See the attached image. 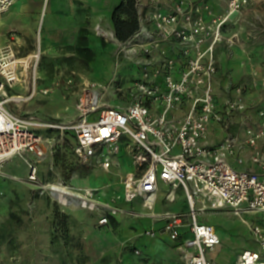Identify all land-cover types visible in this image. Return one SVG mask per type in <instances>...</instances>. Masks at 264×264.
I'll use <instances>...</instances> for the list:
<instances>
[{
  "label": "built area",
  "instance_id": "1",
  "mask_svg": "<svg viewBox=\"0 0 264 264\" xmlns=\"http://www.w3.org/2000/svg\"><path fill=\"white\" fill-rule=\"evenodd\" d=\"M14 1L0 0V15ZM244 2L228 0L221 15L207 0H170L168 8L157 3L153 10L138 3L139 30L125 42L116 39L117 65L126 62L139 70L128 89L127 105L112 106L103 99L109 88L120 91L123 77L115 74L107 85H87L75 99L73 123L24 118L6 107L7 88L20 80L22 58L12 49L0 48V166L21 157L28 178L36 182L50 149L45 130L59 131L54 140L60 145L72 132L73 154L82 164L110 171L114 156L123 152L129 157L133 169L121 179L124 200L142 199L152 209L161 183L169 186L168 201L176 199L177 191L184 192L186 214L158 216L184 264H217L209 254L221 245V237L201 216L221 210L239 217L246 212L262 216L249 225L256 248L243 250L232 264H264V173L232 165L243 163L238 151L244 145L254 149V162L261 161L264 109L258 128L249 126L242 141L229 130L235 111L245 109L242 87L237 88L236 99L235 87L229 90L234 95L224 99L216 90L217 48L224 41L234 42L235 35L226 37L224 29ZM215 125L227 132L217 145L211 143ZM98 224L109 225V216L103 215Z\"/></svg>",
  "mask_w": 264,
  "mask_h": 264
},
{
  "label": "rangeland",
  "instance_id": "2",
  "mask_svg": "<svg viewBox=\"0 0 264 264\" xmlns=\"http://www.w3.org/2000/svg\"><path fill=\"white\" fill-rule=\"evenodd\" d=\"M144 1L149 5V10H153L157 3L163 8L170 5V0H138V3ZM207 1L217 15L226 12L228 0ZM103 2L57 0L58 6L53 14L49 11L45 16L44 11L42 25L37 16L39 11H36L30 20V24L34 23L30 32L18 25L7 30L8 42L1 49H12L24 59L21 61L20 80L7 88L9 98L22 96L24 99L20 103L9 99L7 108L24 118L47 123H73L77 115L75 99L84 93L86 82L107 85L115 74L123 77L118 85L120 91L109 88L103 99L112 106L127 105L128 89L139 70L126 62L117 65V42L97 34L95 26L98 22L115 32L112 21L115 8L110 10ZM40 31L43 36L42 50L39 51L37 35ZM224 34L228 38L235 35V40L233 43L224 41L217 48L224 58L226 69L222 73L224 85L216 90L221 98L235 86L236 99V90L242 87L245 109L235 111V130L244 138L249 126L258 128L259 112L264 109V0H246L231 17ZM37 55L38 91L34 95ZM109 60L111 69L106 74L103 69H109L106 65ZM99 67L103 69L99 71ZM44 133L49 139L50 149L39 165L38 181L33 182L28 178V168L21 157H14L0 166V264H184L171 239L163 242V251L154 254L137 247L135 237L130 233L137 230L134 221L143 222L148 212L137 207L126 209L123 199L117 198L120 196L118 190L121 188L119 182L122 174L116 171L110 170V174L101 175L105 182L113 185L116 200L100 199L97 197L99 189L94 192L98 209L97 206L92 207L95 209L88 206L78 211L63 208L51 195L50 184L83 192L82 189L87 186L82 183L74 185L73 179L79 177L82 181L103 169L77 161L73 154L72 132L67 133V139L61 145L56 144L59 131L45 130ZM250 150L254 151L252 147ZM259 151L261 156L264 155L262 139L259 140ZM122 157V153L114 156V163L119 167L122 166ZM101 176H94L92 180ZM104 190H101V194H104ZM165 192V187H162L156 206L163 205V211L181 215L188 212L183 192L172 204L164 200ZM105 214L116 219V226L106 228L98 224ZM217 216L210 214L201 218L212 223L225 222L239 234L243 233L249 246L256 248L252 238L244 232L239 218ZM244 217L258 219L257 214L250 212L244 213ZM136 250L141 253L138 254ZM232 250L227 246L215 254L223 260Z\"/></svg>",
  "mask_w": 264,
  "mask_h": 264
},
{
  "label": "crops",
  "instance_id": "3",
  "mask_svg": "<svg viewBox=\"0 0 264 264\" xmlns=\"http://www.w3.org/2000/svg\"><path fill=\"white\" fill-rule=\"evenodd\" d=\"M103 4L107 7V8H111L110 10H113V8H116L121 0H103ZM143 1V0H140ZM140 4L145 5V1L141 2ZM47 5L46 11H45V16L47 15V13L50 11L52 14L53 12L56 10L58 3L57 0H17L13 6L5 13H3V15H0V48L4 47L6 45V43L8 42V36L6 35L7 30L9 28H11V26H19L21 29H23L26 32H30L31 30H33L34 28V23L32 22V24H30V20H32V17L35 16L36 11H39V15L37 14L38 18H39V22L40 25L43 24L44 18H43V8L44 6ZM111 13V11H109ZM108 16V15H107ZM46 25L50 26L49 23H47ZM100 25L103 29L105 30H112V29H107L105 28L101 22L96 23V26ZM47 26V27H48ZM95 26V28H96ZM96 30V29H95ZM113 31V30H112ZM114 31L111 38L115 43V36H114ZM42 34V31L39 32L38 36ZM43 36V34H42ZM104 36V35H103ZM217 58H218V62H219V73L217 75L216 78V89H220L222 87V85H224L223 81H222V73L225 72L226 69V65H223L224 63V58L223 56L220 54V50H217ZM24 59H21L20 61H22ZM22 65V62H20ZM108 66L109 69H103L102 67H99V71L101 70V68L104 70V72H106V74H108L110 72L111 69V62L109 60V62H107L106 64ZM106 68V67H105ZM21 71V69H20ZM21 74V72H20ZM89 82H86V84ZM235 86H233L232 88H234ZM234 93L232 91H228L225 95H223V97H221V99H224L225 97L228 96H233ZM76 116H74L75 118ZM67 123V122H64ZM69 123V122H68ZM230 132L231 134H233L234 136L238 137L240 140L244 141L246 139V137H241L239 135V133L235 130V115L232 118V124L230 126ZM226 131L222 130V128H220L219 126L215 125L213 126L212 129V133H211V143L213 145H217L219 144L224 137L226 136ZM262 140H264V138H262ZM121 155V154H120ZM123 155V160H122V166L119 167L120 165L117 163H114L113 168L111 169L112 171H116L120 174H122V177L130 172L133 168H132V164L130 162L129 157L122 152ZM238 156L241 157L243 159V163H238V162H233L232 165L238 169V170H248V171H254V172H258V173H264V155L261 156V161L260 162H254L252 157H253V151L250 150V146L248 145H244V147L238 151ZM23 160V159H22ZM25 163V162H24ZM26 165V164H25ZM97 172H94L91 176L87 177V181H85V179H83L82 181H80L79 177H76L73 179V184H85V186L90 187L94 190H98L101 187H104V194H101V190L100 193L98 194L100 199H111L114 201V197L117 193L112 192L114 190L113 185L111 184V182H105L103 179L104 175H108L110 174L109 171H105V170H99ZM103 174V176H101ZM118 175V177H120ZM94 176H101L100 178L94 179L92 180V177ZM93 185H92V183ZM121 188L120 191L118 190L120 196H122L123 199V186H122V182H119ZM162 187H165L166 192L164 193V200H166L168 203H175L179 197V193L183 192L182 190L177 191L176 193V199L174 201H168L166 199V195L169 191V186L161 183L160 184V190L159 193L157 195L155 204L153 206L152 209H149L147 207L144 206V202L142 199H136L133 202H128L126 200H122L123 205L125 206L126 209H131V208H139L141 211H146L148 212L147 217L144 218L143 222L140 221H134V224L136 226L137 230H133V233L130 235H133L135 237V241L137 242V247H139L140 249H145V251L154 254L157 253L158 251H163L164 250V241H170V237L168 236V234H166L163 231V225L164 223L162 221L159 220L158 216L166 213V212H170L168 210L163 211V205H157L158 200H159V194L161 193V189ZM184 193V192H183ZM185 195V194H184ZM185 203L187 204V200L185 199ZM78 211V210H77ZM218 215L219 216H234L237 217L241 220V223L243 224L244 227V232L247 233L250 238H252V234L251 231L249 229V225L252 224L255 221H261L262 216L261 215H257L258 219H248L246 217H244V214L239 217L236 216L235 214H233L231 211L229 210H221V211H209L206 214L203 215ZM202 215V216H203ZM110 218V217H109ZM202 219V218H201ZM202 221H205L202 219ZM208 224H211L213 226L216 227L217 232L219 233L220 237H221V245L217 248V252L222 251L224 248H227V246H230L233 248L232 251H229L228 253V257L227 259H223L220 260L218 258V254L216 255L215 252H212L209 254V257L214 260L217 264H232L233 262L236 261V259L238 258V256L240 255V253L248 248L253 249L254 247L249 246V244L247 243L245 237L242 234H239V232L235 231V228H232L230 226H228L225 222H220V223H212L210 221H205ZM108 226H116L112 223L111 218H110V224L107 226H101V227H108ZM177 264V263H176Z\"/></svg>",
  "mask_w": 264,
  "mask_h": 264
},
{
  "label": "bare ground",
  "instance_id": "4",
  "mask_svg": "<svg viewBox=\"0 0 264 264\" xmlns=\"http://www.w3.org/2000/svg\"><path fill=\"white\" fill-rule=\"evenodd\" d=\"M16 1L17 0H15L13 2V4ZM46 7L47 6H44L43 12L46 11ZM96 31H97V34L104 35L106 37L107 36L111 37L113 34L112 30H105L100 25L96 26ZM111 38H113V37H111ZM38 46H39V51H40V49L42 47V35L40 37H38ZM38 64H39V55L36 56V62L34 65V79H35V81H34V95H36L37 91H38V87L36 84V81H37V78L39 75ZM88 84H90V82L87 83V85ZM100 86H103V84H100ZM10 99L12 102L20 103V102H22V99H24V98L22 96H12V97H10ZM76 110H77V105H76ZM85 181H87V180L85 179ZM99 189L102 190V189H104V187H101ZM49 190H50V193L53 196V198L56 199L60 203V205H62L63 208H65V209L80 210V209L88 207V206L89 207H96L98 205L97 200L94 198V196H96V195L95 194L91 195V193H90V191L93 190L90 187H85V189H82L83 192H81V191L75 190V188L73 189L72 187H67V186L57 185V184H53V185L50 184ZM68 195L73 196V199H70L68 197Z\"/></svg>",
  "mask_w": 264,
  "mask_h": 264
},
{
  "label": "trees",
  "instance_id": "5",
  "mask_svg": "<svg viewBox=\"0 0 264 264\" xmlns=\"http://www.w3.org/2000/svg\"><path fill=\"white\" fill-rule=\"evenodd\" d=\"M116 38L120 42L129 40L140 28L138 0H121L112 14ZM114 225L117 221L110 217Z\"/></svg>",
  "mask_w": 264,
  "mask_h": 264
},
{
  "label": "water",
  "instance_id": "6",
  "mask_svg": "<svg viewBox=\"0 0 264 264\" xmlns=\"http://www.w3.org/2000/svg\"><path fill=\"white\" fill-rule=\"evenodd\" d=\"M114 36H115V33H114ZM115 38H116V36H115ZM117 39V38H116ZM118 40V39H117Z\"/></svg>",
  "mask_w": 264,
  "mask_h": 264
}]
</instances>
